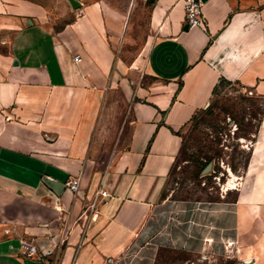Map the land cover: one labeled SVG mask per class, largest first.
Masks as SVG:
<instances>
[{
  "label": "crops",
  "instance_id": "obj_1",
  "mask_svg": "<svg viewBox=\"0 0 264 264\" xmlns=\"http://www.w3.org/2000/svg\"><path fill=\"white\" fill-rule=\"evenodd\" d=\"M77 1L0 0V264H264V110L236 200L167 195L222 79L264 102V0H198L204 29L186 0Z\"/></svg>",
  "mask_w": 264,
  "mask_h": 264
},
{
  "label": "rangeland",
  "instance_id": "obj_2",
  "mask_svg": "<svg viewBox=\"0 0 264 264\" xmlns=\"http://www.w3.org/2000/svg\"><path fill=\"white\" fill-rule=\"evenodd\" d=\"M141 26H145L144 22ZM251 93L237 83L217 89L208 108L183 131V148L172 167L167 195L186 199H237L238 176L244 172L249 157L248 142L256 134L264 110V102ZM211 163L210 173L204 174ZM255 248L256 252L264 253V245ZM249 261L248 255L219 258L162 251L156 264H250Z\"/></svg>",
  "mask_w": 264,
  "mask_h": 264
},
{
  "label": "built area",
  "instance_id": "obj_3",
  "mask_svg": "<svg viewBox=\"0 0 264 264\" xmlns=\"http://www.w3.org/2000/svg\"><path fill=\"white\" fill-rule=\"evenodd\" d=\"M185 12H186V22L189 27L202 28V29L206 27V19L202 11V5L198 0H186ZM74 60L76 63H79L81 61V57L76 56ZM65 186L67 190L77 195L80 188V179H71L68 182H66ZM99 195L102 198L107 197L106 191H102ZM24 248H25L24 255L28 257H33L37 254L38 248L34 244H25ZM53 262L56 263L57 261L54 260Z\"/></svg>",
  "mask_w": 264,
  "mask_h": 264
},
{
  "label": "water",
  "instance_id": "obj_4",
  "mask_svg": "<svg viewBox=\"0 0 264 264\" xmlns=\"http://www.w3.org/2000/svg\"><path fill=\"white\" fill-rule=\"evenodd\" d=\"M69 2L72 5L73 9H79L81 7V4L77 0H69ZM15 64L18 65V63ZM211 169L212 163L206 167V169L204 170V174L210 173ZM44 182L58 196H60L66 189L64 183L55 181L47 177L44 178Z\"/></svg>",
  "mask_w": 264,
  "mask_h": 264
},
{
  "label": "trees",
  "instance_id": "obj_5",
  "mask_svg": "<svg viewBox=\"0 0 264 264\" xmlns=\"http://www.w3.org/2000/svg\"><path fill=\"white\" fill-rule=\"evenodd\" d=\"M224 84H231L230 82H228V81H226V80H224V79H222L221 81H220V83H219V85L216 87V89L214 90V93L217 91V89L220 87V86H222V85H224Z\"/></svg>",
  "mask_w": 264,
  "mask_h": 264
},
{
  "label": "bare ground",
  "instance_id": "obj_6",
  "mask_svg": "<svg viewBox=\"0 0 264 264\" xmlns=\"http://www.w3.org/2000/svg\"><path fill=\"white\" fill-rule=\"evenodd\" d=\"M230 186L234 188V184L233 183H230Z\"/></svg>",
  "mask_w": 264,
  "mask_h": 264
}]
</instances>
